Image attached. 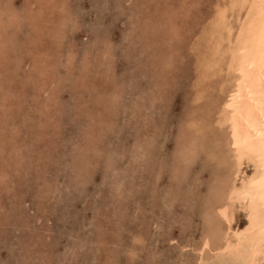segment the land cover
I'll use <instances>...</instances> for the list:
<instances>
[{
	"label": "rangeland",
	"instance_id": "1",
	"mask_svg": "<svg viewBox=\"0 0 264 264\" xmlns=\"http://www.w3.org/2000/svg\"><path fill=\"white\" fill-rule=\"evenodd\" d=\"M64 1L0 0L4 11L0 27V41H4L0 44V264H198V248L209 220L206 212L218 191L216 178L228 171L221 154L224 146L216 141L219 131L214 129L216 102L223 95L217 85L224 73L212 79L209 75L210 80L198 77L204 68L198 66L196 56L204 51L202 31L217 0ZM6 9L20 19L9 21ZM178 68L186 70L180 73ZM5 70H11L7 73L11 75ZM111 90L118 98L110 96ZM187 116H193L192 122L186 121ZM84 135L89 138L85 140ZM244 167L248 174L256 173L252 166ZM244 218V212L237 211L232 227L243 226ZM211 260L204 264H213Z\"/></svg>",
	"mask_w": 264,
	"mask_h": 264
},
{
	"label": "bare ground",
	"instance_id": "2",
	"mask_svg": "<svg viewBox=\"0 0 264 264\" xmlns=\"http://www.w3.org/2000/svg\"><path fill=\"white\" fill-rule=\"evenodd\" d=\"M45 1V0H44ZM66 1V0H65ZM64 1V2H65ZM151 1V0H150ZM153 1V0H152ZM171 1V0H168ZM192 1V0H191ZM202 1V0H199ZM3 2V1H2ZM8 2V1H7ZM24 2V1H23ZM47 2V1H46ZM136 2V1H135ZM143 1L139 0V3ZM167 2V1H166ZM175 5H176V1ZM178 2V0H177ZM198 2V1H197ZM13 3V2H12ZM134 3V2H133ZM145 3V2H143ZM147 1V5H148ZM161 3V2H160ZM165 3V2H164ZM191 3V2H190ZM14 4V3H13ZM31 4V2H30ZM154 4V2H153ZM157 3L155 2V5ZM170 4V3H169ZM199 4V3H198ZM197 4V5H198ZM202 4V3H201ZM60 5V4H59ZM66 5V4H65ZM160 4L158 3V6ZM163 5V4H162ZM186 5V4H185ZM207 5V4H206ZM10 6V5H9ZM13 6V5H12ZM149 7L151 5H148ZM157 6V7H158ZM161 6V5H160ZM167 6V5H165ZM171 6V5H170ZM203 5H201L202 7ZM4 7V6H3ZM24 7V6H23ZM65 7V6H64ZM142 7V5H141ZM156 7V8H157ZM164 7V6H163ZM207 7V6H206ZM144 8V7H143ZM139 9L140 11L143 10ZM153 8V7H152ZM155 8V7H154ZM155 8V9H156ZM160 9L162 8L159 7ZM165 8V7H164ZM163 8V9H164ZM167 8V7H166ZM5 9V8H4ZM10 9V8H9ZM9 9H6L7 17L9 21L16 20L18 16L15 14V12L10 11ZM12 9V8H11ZM18 9V8H17ZM150 10L154 11L153 9L149 8ZM169 11V8H167ZM206 9V8H205ZM13 10V9H12ZM51 10V9H50ZM145 10V8H144ZM176 9H174L175 11ZM197 10V9H196ZM0 27H2V21H1V14L4 13L2 8L0 7ZM55 11V10H54ZM65 11V10H64ZM149 11V10H148ZM163 11H166L163 10ZM166 11V12H168ZM203 11V10H202ZM22 12V11H21ZM33 13V11H31ZM139 12V11H138ZM144 12V11H143ZM170 12V11H169ZM198 12V11H197ZM205 12V11H204ZM141 13V12H139ZM152 13V12H151ZM155 13V11L153 12ZM152 13V14H153ZM158 14V12H156ZM155 13V14H156ZM163 13V12H162ZM176 13V12H175ZM199 13V12H198ZM197 13V14H198ZM201 13V11H200ZM199 13V14H200ZM203 13V12H202ZM31 14V13H30ZM29 14V15H30ZM70 14V13H69ZM68 14V15H69ZM136 14V13H135ZM138 14V13H137ZM204 14V13H203ZM202 14V15H203ZM6 15V14H5ZM27 15V14H26ZM72 15V14H71ZM74 15V14H73ZM139 15V14H138ZM201 15V14H200ZM208 15V13H207ZM33 16V15H32ZM144 16V15H143ZM159 16V15H158ZM76 17V16H75ZM189 17V16H188ZM193 17V16H192ZM204 17V16H203ZM202 17V18H203ZM208 17V16H205ZM145 18V17H144ZM142 19L141 21L145 19ZM148 18V16L146 17ZM153 18V17H152ZM195 18V17H194ZM20 19V18H18ZM76 19V18H75ZM154 19V18H153ZM207 19V18H206ZM205 19V20H206ZM4 20V19H3ZM173 20V19H172ZM196 20V18H195ZM193 20V22H195ZM201 20V19H200ZM207 23H205V27L202 31V42L204 51H200L201 53L196 55L198 60V66L201 68H204L203 71H201V75L198 77H208L209 75H212L211 79L215 76V74H220L221 72L224 73V77H219V82L217 87L223 92L222 97L216 102V118H215V124L217 125V128H214L215 130L218 129L219 135L216 136L217 142H222L224 146V150L222 149L221 154L222 158L226 162V165L228 166V171L223 176H218L216 178L217 180V189L215 193V202L212 204L213 206L206 212L208 215V226L207 231H205V234L201 240V245L198 248L199 253V263L198 264H204L207 260H210L213 258V261L211 263L215 264H264V0H217V2L214 5V11L207 19ZM175 21V20H174ZM6 22V21H5ZM163 22V21H162ZM12 23V22H10ZM175 23V22H174ZM186 23V22H184ZM192 23V22H191ZM197 23V22H196ZM195 23V24H196ZM9 24V23H8ZM145 24V23H143ZM147 24V23H146ZM152 24V23H151ZM150 24V25H151ZM176 24V23H175ZM189 24V23H188ZM4 25V24H3ZM6 25V23H5ZM11 25V24H10ZM13 25V24H12ZM34 25V24H33ZM72 25V23L70 24ZM204 25V24H202ZM139 26V25H137ZM143 26V25H142ZM147 26L150 28V26L147 24ZM155 26V25H154ZM182 26V25H181ZM195 26V25H194ZM193 26V27H194ZM201 26V25H200ZM7 28V25L5 26ZM156 27V26H155ZM198 27V26H197ZM202 27V26H201ZM200 27V28H201ZM12 28V27H10ZM39 28V27H38ZM140 28V27H139ZM144 28V26H143ZM190 28V27H189ZM9 29V28H7ZM27 29V28H26ZM63 29V28H62ZM70 29V28H68ZM138 29V28H137ZM142 29V28H141ZM148 29V28H147ZM151 29V28H150ZM183 29V28H182ZM185 29V28H184ZM202 29V28H201ZM2 30V29H1ZM61 30V27H60ZM74 30V29H73ZM195 30V27H194ZM63 32V30H61ZM185 31V30H184ZM183 31V33H184ZM139 30L137 31V33ZM142 32V31H141ZM149 31L147 30V33ZM195 32V31H194ZM197 32V29H196ZM150 33V32H149ZM181 33V32H180ZM182 33V34H183ZM186 33V32H185ZM133 34V33H132ZM141 34V33H140ZM151 34V33H150ZM196 34V33H195ZM152 35V34H151ZM176 35V34H174ZM181 35V34H180ZM132 36V35H131ZM134 36V35H133ZM136 36V35H135ZM134 36V37H135ZM144 36V35H142ZM158 36V35H157ZM163 36V35H162ZM161 36V37H162ZM170 36V35H168ZM177 36V35H176ZM196 36V35H195ZM1 37V36H0ZM160 37V36H158ZM157 37V39H158ZM160 37V39H161ZM172 37V36H171ZM182 37H184L182 35ZM179 38V37H178ZM9 39V38H8ZM66 39V38H65ZM68 39V38H67ZM145 39V37L143 38ZM159 39V40H160ZM173 39V38H172ZM177 39V37H176ZM184 39V38H182ZM151 40V39H150ZM156 40V39H155ZM171 40V39H170ZM195 40V39H194ZM144 41V40H143ZM153 41V39H152ZM165 41V40H164ZM174 41V39H173ZM157 42V41H156ZM159 42V41H158ZM162 42V41H161ZM171 42V41H170ZM169 42V43H170ZM191 42V41H190ZM198 42V41H197ZM4 41L1 38L0 44H3ZM62 43V42H61ZM145 43V42H144ZM150 43V41H149ZM188 43V42H187ZM133 44V43H132ZM147 44V42H146ZM159 44V43H158ZM161 44V43H160ZM168 44V43H167ZM192 44V43H190ZM198 44V43H197ZM61 45V44H60ZM66 45V44H65ZM175 45V44H174ZM183 45V44H182ZM141 46V44H140ZM145 46V45H143ZM164 45L161 46V48ZM184 46V45H183ZM186 46V45H185ZM198 46V45H196ZM195 46V47H196ZM200 46V45H199ZM198 46V48H199ZM1 47V45H0ZM167 47V46H166ZM191 47V45H190ZM193 47V46H192ZM194 47V48H195ZM73 48V47H72ZM147 48V46H146ZM159 48V47H158ZM164 48V47H163ZM189 48V47H187ZM66 49V48H65ZM68 49V48H67ZM75 49V48H74ZM71 49V50H74ZM143 49V48H142ZM183 49V48H182ZM185 49V48H184ZM196 49V48H195ZM200 49V48H199ZM61 49H59L60 51ZM90 49H87V51ZM99 50V48L97 49ZM154 50V49H153ZM161 49L159 48L158 51ZM164 50V49H163ZM192 50V48H191ZM201 50V49H200ZM65 51V50H64ZM70 51V50H69ZM86 51V52H87ZM93 51V50H92ZM140 51V50H138ZM149 51V50H148ZM168 51V50H167ZM179 51V50H178ZM181 51V50H180ZM57 52V50H56ZM74 52V51H73ZM94 52V51H93ZM97 52V51H96ZM104 53V51H102ZM174 52V51H173ZM61 53V51H60ZM68 53V50H67ZM66 53V54H67ZM102 53V54H103ZM108 54V52H106ZM105 53V55H106ZM148 53V52H147ZM150 53V52H149ZM157 53V52H156ZM155 53V54H156ZM143 54V53H142ZM165 54V53H164ZM185 54V52H184ZM194 54V52H193ZM192 54V55H193ZM62 55V54H61ZM60 55V56H61ZM71 55V53H70ZM76 55V54H74ZM191 55V54H190ZM189 55V56H190ZM56 56V55H55ZM59 56V55H58ZM64 56V54H63ZM88 56V55H87ZM102 56V55H101ZM163 56V55H162ZM171 56V55H170ZM186 56V55H185ZM109 57V56H107ZM165 57V56H164ZM56 58V57H55ZM86 58V57H85ZM98 58V57H97ZM102 58V57H101ZM100 58V59H101ZM143 58V56H142ZM141 58V59H142ZM151 58H153L151 56ZM163 58V57H160ZM177 58V57H176ZM187 58V57H186ZM193 58V57H192ZM64 59V58H62ZM69 59V57H68ZM71 59H73L71 57ZM93 59V58H91ZM95 59V58H94ZM110 59V58H109ZM158 59V58H157ZM167 59V58H165ZM170 59V58H169ZM174 59V58H173ZM172 59V60H173ZM190 59V58H189ZM53 60V59H52ZM58 60V58H57ZM74 60V59H73ZM103 60V58H102ZM101 60V62H102ZM191 60V59H190ZM68 61V60H67ZM76 61V59H75ZM74 61V62H75ZM79 61V60H78ZM156 61V60H155ZM193 61V60H192ZM191 61V62H192ZM52 62V61H51ZM55 62V61H54ZM59 62V61H58ZM61 62V60H60ZM72 62V61H71ZM77 62V61H76ZM83 62V59L82 61ZM85 62V61H84ZM93 62V61H92ZM100 62V61H99ZM104 62V61H103ZM158 62V61H157ZM167 61H164V63ZM50 63V62H49ZM62 63V62H61ZM60 63V64H61ZM98 63V62H95ZM130 63V62H129ZM142 63V62H141ZM162 63V60H161ZM170 62H168L169 64ZM175 63V62H174ZM193 63V62H192ZM194 63H196L194 61ZM78 64V63H76ZM74 64V65H76ZM83 64V63H82ZM103 64V63H102ZM138 64V63H137ZM167 65V63H165ZM164 64V65H165ZM189 64V63H187ZM5 65V64H4ZM54 65H56L54 63ZM57 65H59L57 63ZM67 65V63L65 64ZM99 64H97L98 66ZM106 65V64H104ZM112 65V64H110ZM133 65V64H132ZM141 65V64H140ZM143 65V64H142ZM159 65V64H158ZM163 65V63H162ZM192 65V64H191ZM68 66V65H67ZM81 65H79L80 67ZM90 66V64H89ZM102 66V65H101ZM108 66V65H107ZM144 66V65H143ZM174 66V65H173ZM195 66V65H194ZM83 67V66H82ZM92 67V66H91ZM90 67V68H91ZM131 67V65H130ZM134 65L132 66V70ZM136 67V66H135ZM134 67V68H135ZM139 67V66H138ZM151 68V66H149ZM160 67V66H159ZM169 67V66H168ZM177 67V66H174ZM81 68V67H80ZM84 68V67H83ZM89 68V69H90ZM93 68V67H92ZM104 68V67H103ZM43 69V68H41ZM56 69V67H55ZM58 69V68H57ZM68 69V67H67ZM128 71L129 66H128ZM125 69V70H127ZM145 69V68H144ZM143 69V70H144ZM157 69V68H156ZM155 69V70H156ZM164 69V68H163ZM166 69V67H165ZM164 69V71H165ZM170 69V68H168ZM167 69V70H168ZM181 69V68H180ZM178 68L177 70L180 71ZM185 69L186 68H182ZM181 69V70H182ZM70 70V68H69ZM73 71V68L71 69ZM84 70V69H82ZM88 70V68L86 69ZM97 70V69H95ZM94 70V72H95ZM131 70V71H132ZM139 70V69H138ZM141 70V69H140ZM149 72V68L147 69ZM174 70V69H173ZM3 71V70H2ZM6 71V70H5ZM11 71V70H9ZM8 71V72H9ZM89 71V70H88ZM100 71V70H98ZM158 71V70H157ZM170 71V70H169ZM178 71V73H179ZM188 71V70H187ZM7 71L5 72L6 75H8ZM39 72V71H38ZM43 72V71H42ZM68 72V71H67ZM83 72V71H82ZM85 72V70H84ZM83 72V73H84ZM92 72V70H91ZM103 72V69H102ZM138 72V71H137ZM151 72V71H150ZM162 72V71H161ZM171 72V71H170ZM176 72V71H175ZM4 73V72H1ZM86 73V72H85ZM84 73V74H85ZM98 73V72H95ZM134 73V72H133ZM147 72H145L146 74ZM164 73V72H163ZM181 73V71H180ZM186 73V72H185ZM188 73V72H187ZM73 74V73H72ZM88 74V72H87ZM106 72L105 76L106 77ZM131 74V73H128ZM159 74V71H158ZM161 74V73H160ZM173 74V73H172ZM11 75V73H9ZM8 75V76H9ZM51 75V74H50ZM53 75V74H52ZM51 75V76H52ZM83 75V74H82ZM80 75V76H82ZM136 74L134 73V76ZM179 75V74H178ZM192 75V74H191ZM190 75V76H191ZM4 76V75H3ZM67 76V75H66ZM84 76V75H83ZM89 76L90 73H89ZM92 76H95L92 75ZM101 76V75H100ZM111 76V75H110ZM125 76V75H123ZM130 76V75H129ZM134 77L133 75H131ZM164 76V75H163ZM180 76V75H179ZM185 76V75H184ZM217 76V75H216ZM219 76V75H218ZM48 77V76H47ZM59 77V76H58ZM102 77V76H101ZM109 76L107 75V78ZM131 77V78H132ZM145 77V76H144ZM161 77V76H160ZM189 77V76H188ZM195 77V76H194ZM63 78V77H61ZM66 78V77H65ZM86 78V77H85ZM91 78V77H90ZM130 78V77H129ZM130 78V79H131ZM136 78V77H134ZM176 78V77H175ZM185 78V77H183ZM182 78V80H183ZM215 78V77H214ZM3 79V78H2ZM93 79V78H92ZM98 79V77H97ZM125 79V78H124ZM128 79V80H130ZM158 79V78H157ZM165 79V78H164ZM188 79V78H187ZM209 79V77H208ZM20 81V79H18ZM59 80V79H58ZM100 80V78H99ZM99 80H96L99 82ZM106 80V79H105ZM103 79V81H105ZM111 80V79H110ZM126 80V79H125ZM133 80V78L131 79ZM130 80V81H131ZM136 80V79H134ZM149 80V79H148ZM173 80V79H172ZM177 80V79H176ZM189 80V79H188ZM187 80V81H188ZM210 80V79H209ZM36 81V80H35ZM41 81V79H40ZM39 81V82H40ZM63 81V80H62ZM94 81V83L96 82ZM102 81V83H103ZM112 81V80H111ZM147 81V80H146ZM152 80L150 81L152 83ZM158 81V80H157ZM161 81V80H159ZM184 81V80H183ZM186 81V80H185ZM190 81V80H189ZM200 81V80H199ZM198 81V82H199ZM56 82V81H55ZM53 82V83H55ZM74 82V81H73ZM89 82V81H88ZM128 82V81H127ZM149 82V83H150ZM164 85V81H161ZM181 82V81H180ZM197 82V83H198ZM201 82V81H200ZM216 82V81H215ZM214 82V83H215ZM4 83V82H3ZM23 83V82H22ZM31 83V82H30ZM61 83V82H59ZM58 83V84H59ZM105 83H108L105 82ZM126 83V82H125ZM132 83V82H131ZM136 83V82H135ZM140 82H138L139 84ZM155 83V82H154ZM159 83V82H158ZM160 83V84H162ZM169 83V82H168ZM177 83V82H176ZM188 83V82H187ZM203 83V82H202ZM1 84V83H0ZM20 84V83H19ZM57 84V83H56ZM62 84V83H61ZM112 84V82H111ZM116 84V83H115ZM134 84V82H133ZM156 84V83H155ZM183 84V83H182ZM181 84V85H182ZM190 84V83H189ZM201 84V83H199ZM45 85V84H44ZM99 85V84H96ZM113 85V84H112ZM137 85V84H136ZM147 85V84H145ZM158 85V84H156ZM167 85V84H166ZM177 85V84H176ZM187 85V84H185ZM38 86V85H37ZM46 86V85H45ZM55 86V85H54ZM89 87V85H87ZM102 86V85H100ZM104 86V85H103ZM122 86V85H121ZM154 86V85H152ZM189 85H187L188 87ZM191 86V84H190ZM205 86V84H204ZM213 86V85H211ZM20 87V86H19ZM22 87V86H21ZM42 87V86H41ZM59 87V86H58ZM70 87V85H69ZM111 87V86H110ZM135 87V85H134ZM149 87V84L148 86ZM167 87V86H166ZM178 87H182L178 84ZM7 88V87H6ZM38 88V87H37ZM48 88V87H47ZM71 88V87H70ZM79 88V87H78ZM101 88V87H100ZM109 88V86H108ZM136 88V87H135ZM139 88V87H138ZM145 88V87H144ZM150 88V87H149ZM152 88V87H151ZM177 88V87H176ZM195 89V87H193ZM199 88V87H198ZM197 88V90H198ZM206 88V87H205ZM46 89V88H45ZM51 89V88H50ZM81 89V88H80ZM104 89V87H103ZM121 89V87H120ZM141 89V87L139 88ZM158 89V86H157ZM161 89V87H160ZM202 89V88H201ZM2 90V89H1ZM34 90V89H33ZM31 90V91H33ZM42 90V88H41ZM49 90V89H48ZM57 90V89H56ZM92 90V88H91ZM106 90V89H105ZM150 90V89H149ZM218 90V89H217ZM17 91V90H16ZM19 91V90H18ZM35 91V90H34ZM51 91V90H50ZM55 91V90H54ZM82 91V90H81ZM93 91V90H92ZM110 91V89H109ZM112 91V90H111ZM115 91V90H114ZM120 91V90H119ZM135 91V90H134ZM137 91V88H136ZM135 91V92H136ZM141 91V90H140ZM171 91V90H169ZM30 92V91H28ZM56 92V91H55ZM88 92V91H87ZM90 92V91H89ZM96 92V91H95ZM98 92V91H97ZM101 92V91H100ZM113 92V91H112ZM116 92V91H115ZM118 92V90H117ZM142 92V91H141ZM175 92V90H174ZM173 92V93H174ZM202 92V91H201ZM219 92V91H218ZM1 93V92H0ZM10 93V92H9ZM25 93V92H23ZM39 93V92H38ZM37 93V94H38ZM93 93V92H92ZM104 93V92H103ZM119 95L122 94L118 92ZM117 93V95H118ZM138 93V92H137ZM170 93V92H169ZM172 93V92H171ZM195 93V91H194ZM16 94V93H15ZM22 94V93H21ZM35 94V93H34ZM99 96L100 93L98 92ZM109 94V93H108ZM113 94V95H112ZM116 94V93H115ZM191 94V93H190ZM198 96L200 92H197ZM45 95V94H43ZM106 95V94H105ZM133 95V93H132ZM151 95V94H150ZM193 95V94H192ZM201 95V94H200ZM204 95V92H203ZM17 96V95H16ZM31 96V95H30ZM46 96V95H45ZM44 96V97H45ZM108 97V95H106ZM110 96H114V92L110 93ZM134 96V95H133ZM152 96V95H151ZM167 96V95H166ZM83 97V96H82ZM104 97V95H103ZM117 96H114V98ZM126 97V95H125ZM135 97V96H134ZM137 97V95H136ZM142 97V95L140 96ZM154 97V96H153ZM158 97V96H157ZM194 97V96H192ZM23 98V97H22ZM20 98V99H22ZM28 98V97H27ZM35 98V97H34ZM46 98V97H45ZM43 98V99H45ZM118 98V97H117ZM145 98V97H144ZM150 98V97H149ZM159 98V97H158ZM205 98V97H203ZM12 99V98H11ZM18 99V98H17ZM37 97L34 99L36 100ZM47 100L49 98H46ZM54 99V98H53ZM113 99V98H112ZM111 99V101H112ZM136 99V98H135ZM151 99H153L151 97ZM161 99V98H160ZM165 99V98H163ZM16 100V99H15ZM33 100V103H34ZM93 100V99H92ZM109 100V98H107ZM125 100V98H124ZM134 100V99H133ZM168 100V99H167ZM195 100V98H194ZM193 100V101H194ZM197 100V99H196ZM195 100V101H196ZM9 101V100H8ZM42 101V100H40ZM114 101V100H113ZM111 102L113 105L115 102ZM119 101V100H118ZM127 101V100H126ZM159 101V100H158ZM157 101V103H158ZM192 101V100H191ZM38 102V101H37ZM44 101H42L43 103ZM51 101H48V103ZM103 102V101H102ZM137 103V101H134V103ZM151 102V101H150ZM161 103V101H159ZM24 103V102H22ZM21 103V105H23ZM31 103V102H30ZM32 103V104H33ZM41 103V102H40ZM47 103V102H46ZM110 103V102H108ZM117 103V101H116ZM115 103V105H116ZM133 103V102H132ZM148 103V102H147ZM13 104V103H12ZM27 104V103H26ZM45 104V103H44ZM126 104V103H125ZM150 104V103H149ZM165 104V103H164ZM20 105V104H19ZM18 105V106H19ZM20 105V106H21ZM37 105H39L37 103ZM51 105H53L51 103ZM50 105V106H51ZM57 105V104H56ZM55 105V106H56ZM111 105V104H110ZM124 105V104H123ZM137 105V104H136ZM168 105V104H167ZM166 105V106H167ZM200 105V104H199ZM10 106V105H9ZM8 106V107H9ZM19 108L21 109V106ZM35 106V105H34ZM152 106V104H151ZM193 106V105H192ZM25 107V106H24ZM60 107V106H58ZM98 107V106H97ZM107 107V106H106ZM104 107V108H106ZM110 107V106H108ZM131 106H129L130 108ZM142 107V106H140ZM145 107V106H144ZM142 107V108H144ZM159 107V106H158ZM157 107V108H158ZM163 107V105H162ZM169 107V106H168ZM13 108V107H11ZM17 108V107H16ZM32 108V107H31ZM40 108V107H39ZM54 108V107H53ZM114 109V107H112ZM117 108V106H116ZM156 108V109H157ZM215 108V107H214ZM15 109V108H14ZM36 109V108H35ZM59 109V108H58ZM110 109V108H109ZM108 109V110H109ZM111 109V110H113ZM120 109V108H119ZM131 109V108H130ZM136 109V108H135ZM163 109V108H162ZM167 109V108H165ZM202 109V108H201ZM199 109V110H201ZM19 110V109H18ZM22 110V109H21ZM29 110H31L29 108ZM54 110V109H53ZM63 110V109H62ZM106 110V109H105ZM116 109H114L115 111ZM120 110H123L122 108ZM140 110V109H139ZM145 110V109H143ZM24 111V110H23ZM44 111V110H43ZM101 111V110H100ZM113 111V112H114ZM133 111V110H132ZM136 111V110H134ZM149 111V110H147ZM156 111V110H155ZM160 111V110H159ZM164 111V110H163ZM168 111V110H167ZM202 111V110H201ZM14 112V111H13ZM19 112V111H16ZM47 112V111H46ZM54 112V111H53ZM111 112V111H110ZM150 112V111H149ZM152 112V110H151ZM161 112V111H160ZM189 112V111H188ZM10 113V111H9ZM27 113H29L27 111ZM61 113V112H60ZM100 113V112H99ZM108 114V111H106ZM131 113V112H130ZM135 113V112H134ZM140 113V112H139ZM156 115V112H154ZM190 113V112H189ZM6 114V113H5ZM43 114V113H42ZM41 114V116H42ZM48 113H46L47 116ZM106 114V115H107ZM113 114V113H112ZM136 114V113H135ZM148 114V113H147ZM146 114V115H147ZM159 114V113H157ZM7 115V114H6ZM24 115V114H23ZM26 115V114H25ZM33 115V114H32ZM31 115V116H32ZM35 115V114H34ZM44 115V114H43ZM50 115V114H48ZM56 115V114H55ZM105 115V116H106ZM45 116V115H44ZM110 116V115H108ZM145 116V115H144ZM148 116V115H147ZM189 116V115H188ZM187 116V117H188ZM9 117V115H8ZM107 117V116H106ZM111 117V116H110ZM109 117V118H110ZM129 117V116H127ZM141 117V116H140ZM165 117V116H164ZM208 117V116H207ZM1 118V117H0ZM36 118V117H35ZM47 118V117H46ZM108 118V117H107ZM122 118V117H121ZM131 118V117H130ZM142 118V117H141ZM146 118V117H145ZM189 118V117H188ZM199 118V117H198ZM30 119V116H29ZM112 120V118H110ZM135 119V118H134ZM143 119V118H142ZM149 119V118H148ZM147 119V121H148ZM162 119V118H161ZM166 119V118H165ZM191 121L193 119L190 117ZM211 119V118H210ZM50 120V119H49ZM126 120V119H125ZM124 120V121H125ZM132 120V119H131ZM152 120V119H150ZM202 120V119H201ZM23 121V120H22ZM133 121V120H132ZM139 121V120H138ZM142 121V120H140ZM185 121V120H184ZM185 121V123H186ZM30 122V120H29ZM117 122V120H116ZM121 122V119H120ZM129 122V121H128ZM134 122V121H133ZM150 122V121H149ZM154 122V121H153ZM192 122V121H191ZM204 122V121H203ZM144 123V122H143ZM184 123V124H185ZM32 124H34L32 122ZM110 124V123H109ZM121 124V123H120ZM128 124V123H127ZM142 124V123H141ZM146 124V123H145ZM148 124V123H147ZM161 124V123H159ZM156 123V126L159 125ZM17 125V124H16ZM28 125V124H27ZM26 125V127H27ZM38 124H36L37 126ZM102 125V124H101ZM116 125V123H115ZM118 125V124H117ZM134 125V124H133ZM177 125V124H176ZM196 124H194L195 126ZM29 126V125H28ZM45 126V125H44ZM125 126V125H124ZM160 126V125H159ZM186 126V125H185ZM206 127V125L204 124ZM34 127V126H33ZM48 127V126H47ZM46 127V128H47ZM97 127V126H96ZM102 127V126H101ZM110 127V126H109ZM108 127V128H109ZM133 127V126H132ZM135 127V126H134ZM149 127V126H148ZM183 127V126H181ZM197 127V126H196ZM216 127V126H215ZM87 128V127H86ZM95 129V127H93ZM117 128V126H116ZM119 128V127H118ZM140 128V127H139ZM185 128V127H184ZM195 128V127H194ZM198 128V127H197ZM88 129V128H87ZM181 129V128H180ZM187 129V128H186ZM201 129V128H200ZM213 129V130H214ZM25 130V129H24ZM37 131V129H35ZM34 130V132H35ZM97 130V129H96ZM124 130V129H123ZM152 129H150L151 131ZM162 130V128H161ZM185 130V129H184ZM40 131V130H39ZM117 131V130H116ZM136 131V129H135ZM154 131V130H153ZM89 132V131H88ZM98 132V131H97ZM104 132V131H102ZM120 132V131H119ZM159 132V131H156ZM44 133V132H43ZM101 133V132H100ZM141 133V130L140 132ZM146 133V132H145ZM144 133V134H145ZM148 133V132H147ZM185 133V132H183ZM191 133V131H190ZM198 133V132H197ZM201 133V131H200ZM55 134V133H54ZM118 134V133H117ZM138 134V133H137ZM142 134V133H141ZM141 134L140 138H141ZM195 134V133H194ZM47 135V134H46ZM116 135V134H114ZM188 135V133H187ZM80 136L81 133H80ZM85 136V135H84ZM88 136V135H87ZM91 136V134L89 135ZM185 136V135H184ZM183 136V137H184ZM193 137V135H191ZM213 136V134H212ZM38 137V136H37ZM43 137H46L45 134ZM116 137V136H115ZM133 137V135H132ZM150 137V136H149ZM188 137V136H187ZM202 137V136H201ZM89 138V137H87ZM85 136V140L87 139ZM95 138V136H94ZM108 138V137H107ZM137 138V137H136ZM139 138V139H140ZM151 138V137H150ZM195 138V137H193ZM199 138V137H198ZM197 138V139H198ZM46 139V138H45ZM84 139V138H83ZM91 139V137H90ZM135 141V137L133 138ZM192 139V138H191ZM201 139V138H200ZM199 139V140H200ZM205 139V138H204ZM42 140V139H41ZM94 140V139H93ZM93 140H90V143L93 142ZM143 140V138H142ZM188 140V139H187ZM195 139H193L194 141ZM210 140V139H209ZM208 140V141H209ZM89 141V140H88ZM132 141V142H134ZM149 141V138H148ZM189 141V140H188ZM207 141V140H206ZM215 141V142H216ZM39 142V141H38ZM44 142V141H43ZM79 142V140H78ZM77 142V143H78ZM80 142H83L80 140ZM140 142V141H139ZM142 142V141H141ZM180 142V141H179ZM195 142V141H194ZM40 143V142H39ZM88 143V142H87ZM102 143V142H101ZM135 143H137L135 141ZM148 143V142H147ZM186 143V142H185ZM193 143V142H191ZM199 143V141H198ZM206 143V142H204ZM106 143H104L105 145ZM138 144V143H137ZM140 144V143H139ZM144 144V141L142 142ZM141 144V145H142ZM35 145V144H34ZM96 145V144H95ZM149 145V143H148ZM84 146V145H83ZM94 146V145H93ZM136 144L134 145V147ZM144 146V145H143ZM146 146V145H145ZM188 146V145H187ZM194 146V145H193ZM192 146V147H193ZM207 146V145H206ZM82 147V146H81ZM185 147V146H184ZM86 148V147H85ZM88 148V147H87ZM136 148V147H135ZM133 148V149H135ZM139 148H142V146ZM138 148V149H139ZM195 148V147H194ZM212 148V147H211ZM182 149V148H181ZM193 149V148H192ZM196 149V148H195ZM209 149V148H208ZM217 149V148H216ZM34 150V149H33ZM82 150V149H81ZM86 150V149H85ZM147 150V149H145ZM175 150V149H174ZM188 150V149H187ZM203 150V149H201ZM207 150V149H206ZM211 150V149H210ZM48 151V150H47ZM75 151V149H74ZM83 151V150H82ZM143 151V150H142ZM191 151V149L189 150ZM188 151V152H189ZM195 151V150H194ZM52 152V151H51ZM96 152V151H95ZM204 152V151H203ZM139 153V152H138ZM149 153V152H147ZM147 153L145 155H147ZM187 153V152H186ZM184 153V154H186ZM202 153V152H201ZM206 153V152H205ZM211 153V152H210ZM207 153V154H210ZM49 154V153H48ZM100 154V153H99ZM144 155V153H141V155ZM102 155V153H101ZM136 155V152L135 154ZM179 155V154H178ZM206 155V154H205ZM104 156V155H103ZM110 156V155H109ZM138 156V155H137ZM148 155V159H149ZM186 156V155H185ZM102 157V156H101ZM124 157V156H123ZM140 157V156H139ZM147 157V156H146ZM144 157L145 159H147ZM211 157V156H210ZM133 158V157H132ZM143 158V157H142ZM143 158V159H144ZM173 158V157H172ZM181 158V157H180ZM202 158V157H201ZM212 158V157H211ZM97 161H99L97 158H95ZM108 159V158H107ZM137 159V157H136ZM141 159V158H139ZM187 159V158H186ZM195 159V158H194ZM198 159V158H197ZM196 159V160H197ZM208 159V158H207ZM213 159V158H212ZM216 159V158H214ZM21 160V159H20ZM78 160V159H77ZM82 160V159H81ZM191 160V159H190ZM173 161V160H172ZM186 161V160H184ZM188 161V159H187ZM186 161V163H187ZM134 162V161H133ZM140 162V161H139ZM148 162V161H147ZM224 162V163H225ZM17 163V162H16ZM79 163V160H78ZM77 163V164H78ZM97 163V162H96ZM142 163V162H141ZM192 164V162H190ZM213 163V162H212ZM223 163V162H222ZM13 164V163H12ZM82 164V163H81ZM79 163V166L81 165ZM180 164V163H179ZM178 164V165H179ZM252 166L256 173L255 174H248L244 170V165ZM19 164L17 163V166ZM83 165V164H82ZM81 165V168L83 166ZM92 165V164H91ZM211 165V164H210ZM222 165V164H221ZM15 166V165H14ZM16 166V167H17ZM108 166V165H107ZM114 166V165H113ZM172 166V165H171ZM190 166V165H189ZM224 166V165H223ZM75 167V166H74ZM160 167V166H159ZM175 167V166H174ZM181 167V166H179ZM191 167V166H190ZM178 167H176L177 169ZM182 168V167H181ZM207 168V167H206ZM72 169V168H71ZM77 169V167H76ZM134 169V168H133ZM191 170V169H190ZM216 170V169H215ZM107 171V170H106ZM112 171V170H111ZM110 171V172H111ZM226 171V170H225ZM179 172V171H178ZM186 172V171H185ZM107 174V173H106ZM110 174V173H109ZM108 174V175H109ZM222 174V172L220 173ZM111 175V174H110ZM161 175V174H160ZM191 175V174H190ZM109 177V176H108ZM198 177V176H197ZM196 177V178H197ZM3 178V177H2ZM188 178V177H187ZM116 179V177H115ZM159 180V178H158ZM187 180V179H186ZM199 180V179H198ZM201 180V179H200ZM81 182V181H80ZM83 182V181H82ZM117 182V181H116ZM206 182V181H205ZM153 183V182H152ZM183 183V182H182ZM201 183V182H200ZM76 184V183H74ZM78 184V183H77ZM76 184V185H77ZM116 184V183H115ZM158 184V183H157ZM51 186V185H50ZM156 186V185H155ZM118 187V186H117ZM126 187V185L124 186ZM215 187V186H214ZM119 188V187H118ZM176 188V187H175ZM114 189V188H113ZM112 189V190H113ZM158 189V188H157ZM216 188H214L215 190ZM119 190V189H118ZM127 190V189H126ZM193 190V189H192ZM211 189V193H212ZM115 191V189H114ZM120 191V190H119ZM155 191V190H154ZM182 192V191H181ZM43 193V192H42ZM51 193V192H50ZM54 193V192H53ZM56 193V191H55ZM209 193V194H211ZM212 193V195L214 194ZM48 194V193H45ZM53 195V194H52ZM119 195V194H118ZM126 194H124L125 196ZM179 196H182L179 195ZM42 197V196H41ZM121 197V196H120ZM207 197V196H206ZM209 198V197H208ZM207 199V198H206ZM206 199L205 202H206ZM178 200V199H177ZM213 200V199H212ZM47 201V200H46ZM210 201V200H207ZM170 202V201H168ZM204 202V203H205ZM211 203V202H210ZM166 204V203H165ZM193 204V203H192ZM171 207V206H170ZM3 208V207H2ZM203 211V210H202ZM201 211V212H202ZM237 211L244 212V219L245 224L243 226L233 228L232 224L235 218V214ZM202 213H199L201 216ZM204 215V214H203ZM199 216V217H200ZM201 218V217H200ZM205 217H202L204 219ZM201 220V219H200ZM206 220V219H205ZM203 220H201L202 222ZM207 221V220H206ZM207 223V222H206ZM205 223V225H206ZM236 227V226H235ZM206 229V228H205ZM144 231V230H143ZM138 233L135 235L137 236ZM140 234V233H139ZM202 234V235H203ZM141 235V234H140ZM135 237V236H134ZM140 237V236H139ZM101 239V238H100ZM142 239V238H141ZM201 239V237H200ZM135 240H138L135 238ZM143 240V239H142ZM200 241V240H199ZM139 243V241H137ZM133 244V243H131ZM134 247V245H133ZM194 249V248H193ZM136 251V250H135ZM129 252V251H128ZM134 255L135 253L132 252ZM131 255V253H129ZM196 254V253H195ZM197 257V256H196ZM195 257V258H196ZM197 259V258H196ZM198 260V259H197ZM209 263V262H208Z\"/></svg>",
	"mask_w": 264,
	"mask_h": 264
}]
</instances>
